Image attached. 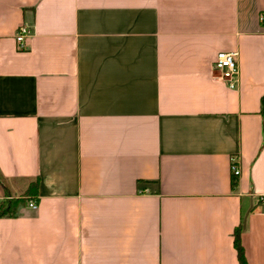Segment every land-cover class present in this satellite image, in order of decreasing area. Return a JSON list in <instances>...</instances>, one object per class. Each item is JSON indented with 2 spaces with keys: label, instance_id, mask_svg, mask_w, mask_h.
I'll use <instances>...</instances> for the list:
<instances>
[{
  "label": "crops",
  "instance_id": "obj_1",
  "mask_svg": "<svg viewBox=\"0 0 264 264\" xmlns=\"http://www.w3.org/2000/svg\"><path fill=\"white\" fill-rule=\"evenodd\" d=\"M262 12L0 0V200L27 195L0 216V264H240V226L264 264ZM221 50L239 52L235 87Z\"/></svg>",
  "mask_w": 264,
  "mask_h": 264
},
{
  "label": "built area",
  "instance_id": "obj_2",
  "mask_svg": "<svg viewBox=\"0 0 264 264\" xmlns=\"http://www.w3.org/2000/svg\"><path fill=\"white\" fill-rule=\"evenodd\" d=\"M260 19L264 22V12L260 14ZM32 33L31 27L27 24H23L19 27L16 38L21 48L26 47L27 37ZM239 52L237 50H221L218 52L214 67L219 72V78L226 81L231 87H235L239 80L240 65H239ZM231 168L234 175H239L241 172L239 165V156L233 154L231 156ZM264 203V197L262 198ZM1 204V200H0ZM28 205L32 208L38 207V201L34 198L30 199Z\"/></svg>",
  "mask_w": 264,
  "mask_h": 264
},
{
  "label": "trees",
  "instance_id": "obj_3",
  "mask_svg": "<svg viewBox=\"0 0 264 264\" xmlns=\"http://www.w3.org/2000/svg\"><path fill=\"white\" fill-rule=\"evenodd\" d=\"M264 100V98H263ZM235 183V181H234ZM37 187H38V181L32 182L30 185L27 193L30 194L32 192H37ZM27 195L20 196V197H13L9 199L7 204H4L3 202L0 204V216L5 215V214H15L16 213V206L25 200ZM240 232H241V226L237 227L236 229V234H235V245L237 248L238 252V258H239V263L240 264H249L248 259L246 257L245 249L244 246L241 242L240 238Z\"/></svg>",
  "mask_w": 264,
  "mask_h": 264
}]
</instances>
